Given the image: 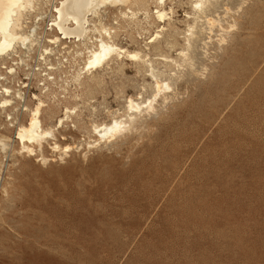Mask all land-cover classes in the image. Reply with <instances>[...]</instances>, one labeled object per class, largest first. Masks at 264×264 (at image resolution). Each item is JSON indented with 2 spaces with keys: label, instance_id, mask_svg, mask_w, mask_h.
<instances>
[{
  "label": "rangeland",
  "instance_id": "rangeland-1",
  "mask_svg": "<svg viewBox=\"0 0 264 264\" xmlns=\"http://www.w3.org/2000/svg\"><path fill=\"white\" fill-rule=\"evenodd\" d=\"M59 1L37 0L23 19V33L33 40L11 52L31 47L35 62L48 60V84L36 74L28 91L21 84L26 72L9 75V58H0V82L21 90L8 111L0 108L6 143L0 146V264H264V0H219L210 16L222 20L210 32L199 19L190 49L191 0L167 1L166 9H174L165 24L155 17L153 0L130 5L153 10L149 22L143 13L131 21L122 17L126 6L108 5L90 18L86 39L58 44L49 40L58 35L52 18ZM161 24L165 30L149 44ZM102 26L115 30L117 44L144 50L167 71L163 78L173 86L167 102L146 113L152 81L137 61L114 59L92 74L82 71ZM34 95L44 101L46 128L64 118L56 142L70 145L66 154L51 149V138L34 154L16 139L9 114L27 123ZM131 96L144 112L136 113L135 127L100 140L95 125L130 120Z\"/></svg>",
  "mask_w": 264,
  "mask_h": 264
},
{
  "label": "bare ground",
  "instance_id": "bare-ground-1",
  "mask_svg": "<svg viewBox=\"0 0 264 264\" xmlns=\"http://www.w3.org/2000/svg\"><path fill=\"white\" fill-rule=\"evenodd\" d=\"M133 1L135 3V1H137V0H133ZM153 1H155L156 10H154V11L151 10V9L150 10L153 11V13L155 14V17L157 18V20L160 23H164L165 24L166 20L171 18V17H169V15H170V13H173V9L174 8L170 7L169 11L166 9L165 5H166L167 1H169V0H153ZM36 2H37V0H0V58H2L3 56H7L9 58L12 55V53H11L12 51H18L17 48L19 47L20 43H22V45H26L28 42L30 43L31 40H33L34 37L30 39V37L27 34L23 33V28H24L23 27V25H24L23 19H24V16L30 10L36 9ZM170 2H173V0H170ZM190 2H192V5H193L192 8H193L194 12L192 11L193 15H191V16L188 15V17L190 19L191 18L193 19V17H194L195 20L193 19L194 20V24L187 23L188 26H186V27H188L187 36L185 37V39L187 38L186 40L188 42L186 48L191 46V44H192L191 40L192 39H195V38L198 37L197 34H199V31L196 30V28L198 26L195 27L196 26L195 23H197V21L199 19L200 20H201V18H205L206 19L205 21H207V24H208L207 26L209 27L210 32H211L214 29V26L218 23L217 20H220L218 18H221V17H218L217 19H214L213 17H215V16H213V17L210 16V14H212V13H210V11L215 12V9H217L216 7L218 6L219 0H194V1L191 0ZM148 3H150V2H148ZM39 4H41V3H39ZM141 4L139 3V5H141ZM146 4H147V2H146ZM108 5L109 6H120V5L121 6H126L127 9H128V12L124 11L123 15L122 14L121 15H122V17L124 16V17H127V18L131 19V21L133 19H137L139 14L143 13L144 14V19H146V20L152 14V13L150 14V10L147 7L143 8L144 10H141V11L132 10L131 6L134 5L132 3V0H60L59 1V5H57V7L55 8L56 15H55V21H54V24H55V26L57 28L58 35H56L57 33L54 34L56 36L53 38V40H49V41H53L54 43H58L59 44V42H61L62 40H72V39H74L75 41H80L82 39H86L85 37H86L87 33L90 31V29H89L90 28L89 27L90 18L93 17V16L99 15L100 10L102 8L108 6ZM229 9L231 10V8H229ZM151 17H152V15H151ZM52 19L54 20V18H52ZM137 20H139V19H137ZM133 21H136V20H133ZM138 22H136V23H138ZM147 22H149V21L147 20ZM198 23H200V22H198ZM164 24H161V25L158 26L157 33L155 34L154 38L151 39L148 42L149 44L150 43H154L158 38H160V36H161L160 32L164 31L165 28H166ZM94 25L96 26L95 23H94ZM94 25H93V27H94ZM166 26H168V25H166ZM217 26H218V24H217ZM219 26H220V24H219ZM232 26L230 25V28L231 27L234 28L233 24H232ZM51 27L52 26L50 24V28ZM221 27H223V26H221ZM228 27H229V25H228ZM96 28L97 27H95L93 29H96ZM142 28H144V27H142ZM234 29H236V28H234ZM97 30H98V28H97ZM97 30H96V32L99 31L100 33L99 32L98 33H99V35L101 37L98 38L99 40L97 39L98 43L96 44V46H93L92 49H89L88 48L89 46L87 45V48H88L87 50H89V51H88V55L84 59V64L82 66V71L85 72V73L92 74L94 71H97L100 68H103V67H106V66L110 65L109 63L111 61H113L114 59H121L122 60L123 58H127L128 60L137 61L138 63H142L143 66L145 65L146 74L151 78V81H152L150 83V87L152 89L151 97H149V99H148V104L146 106H144L146 108V109L144 108V110H146V113L149 114L150 111L156 110L155 109L156 107H155L154 103H156V102L158 103L160 101L162 103L163 102L164 103L167 102L168 99L170 98L168 92H170L171 88L173 87V86L170 85V83L167 81L166 78L165 79L163 78L164 75L166 76V74H167L166 72L167 71L166 70H161L160 68L155 67L153 61H151L152 59L150 60V58L148 56V53H143L144 50L143 51H136V50L132 51V50H128L127 48L122 47L119 44H117L114 41V39H113L112 32L115 33V30H113L112 28L102 26L101 29H99L98 31ZM223 31L226 33V30H222V35L225 34V33H223ZM229 32H230V30H229ZM172 33H170V35ZM176 33H177V30H176ZM184 33H185V30H184ZM226 34H225V36H226ZM32 36H33V34H32ZM174 37H175V35H174ZM88 38L89 37H87V39ZM220 39H221L220 41L222 42V40L224 38L220 37ZM166 40H165V43L167 42ZM173 40H175V39H173ZM169 42L171 43V45H173L172 41H170V39H169ZM76 43H78V42H76ZM170 43H168V44L170 45ZM33 44H34V42H33ZM166 44H164V45H166ZM174 44H176V43H174ZM188 44L190 46H188ZM155 45L158 46L157 44H155ZM75 46H77V44ZM159 46H162L161 43H160ZM173 46H175V45H173ZM23 47H25V46H23ZM172 47H170V49ZM28 48H31V47H28ZM70 49L72 50V47ZM183 49H185V47ZM188 49H190V48H188ZM51 50H52V48H51ZM79 52H81V50ZM188 53H185L184 51H182L181 52V55H183L182 59H186L184 56H186ZM188 56H186V57L189 58ZM70 58H72V56ZM180 59H181V57H180ZM172 61H174V60H172ZM182 61L179 60V62H182ZM176 62H177V60H176ZM176 62H174V63H176ZM185 62H187V61H185ZM171 64H172V62H171ZM179 64L180 63H178L177 65H179ZM167 65H165V68H166ZM182 65H183V62H182ZM112 70H115V69L112 68ZM81 73L82 72H79L77 74V80L80 79ZM171 75H175V74H172V72H171ZM99 76H97V77L100 79ZM166 77L168 78V76H166ZM96 81H98V80H96ZM96 81H94V82H96ZM96 84H98V83L96 82ZM144 88H146V87L144 86ZM0 91L3 94V95H1L2 97H0V108H2L4 111L8 109L7 107L13 106V104L15 103L14 98H18V97L21 96V93H20L19 89L14 91V89L12 87L4 86L1 82H0ZM13 92H14V95H13ZM142 95H143V93L140 94V96H142ZM34 97L38 100V102H37V104H35V106L33 108H31V109L29 108V114L27 113L28 114L27 123L21 124V125L18 124L16 126L15 137L22 144L21 148L23 149V151H25V152H27L29 154H34L37 149L39 151L40 150L42 151L43 143L46 142L47 139L51 138V139L55 140L54 143L52 144V148L51 149H53L54 151L65 152L64 154H66V152L69 151V149L71 148L70 145L61 146L58 142H56L57 141V139H56V130L59 128V126H61V124L64 121V118H60L55 126L46 128L44 126V123H43V120H42V117H41L42 116V112H43L42 111L43 107L45 106L44 101L42 100V98H38L35 95H34ZM127 103H128L127 106H128L129 112L128 111L126 112V110H125V112L128 113V114L131 112V114L129 116H127L128 114H126L127 118L129 117L128 119H130V120H125L126 117H125V119H122L123 117L122 118L114 117L111 123H104L102 125H95L94 124L95 127L92 126V128L94 127L93 131H95L100 136V138H101V139L99 138L100 140H102V139H103V141L104 140H112L115 137L120 136V134H122L123 132L127 131L128 129H130L131 125L134 123V121H136L135 119L138 118L136 116V113L137 112H143L142 111V108H143L142 104L138 102V99H137V102H136V100H134L133 97L131 96V97L128 98ZM143 105H144V103H143ZM163 107H164V105H163ZM158 108H160V106ZM14 109H16V108H14ZM26 109H27V107H26ZM70 111L71 110L67 108L66 109V114L68 112H70ZM12 113H13V111H12ZM158 114L159 113H157V115ZM9 116H10V118H12L11 113L9 114ZM150 116H148L147 118H150ZM66 117H68V116H66ZM133 127H135V126H133ZM140 127H141V125H140ZM133 130H135V129H133ZM0 146H3L4 148L6 147L5 138H3V137H0ZM42 154H44V153H42ZM42 159H44L46 161L47 158L45 159V157L42 155Z\"/></svg>",
  "mask_w": 264,
  "mask_h": 264
},
{
  "label": "built area",
  "instance_id": "built-area-1",
  "mask_svg": "<svg viewBox=\"0 0 264 264\" xmlns=\"http://www.w3.org/2000/svg\"><path fill=\"white\" fill-rule=\"evenodd\" d=\"M56 12V11H55ZM55 21V18H54ZM52 26H55L54 22L52 24ZM56 28V26H55ZM57 29V28H56ZM21 52L24 53V55H21ZM24 56L30 57V50L29 48H23V50L19 51V55H11L9 57L10 63H11V67L9 70V75H12L13 73H15L16 75L19 74L20 71L22 72H26V76H24L25 81H21L23 88L28 89V91H30L31 89V83L33 82V78L36 74H41L40 80H41V85L45 86L46 84H48L49 80H52V76L50 75V68L48 65H50V63H47L48 60H46L43 56L38 57L36 60L37 62H35L33 59V57L28 58V60H26L24 58ZM45 62V63H44ZM47 64L45 66H43L44 64ZM61 63H65V60L63 59V61ZM8 65V63H7ZM5 79V80H4ZM4 81H7L6 78H3ZM29 82V84H28ZM21 91V90H19ZM24 97H21V100H23ZM25 105V104H24ZM25 108V106L23 107ZM26 110V109H24ZM19 113H15V115L12 118H8L9 121H11L10 125L12 126H17L20 121H19Z\"/></svg>",
  "mask_w": 264,
  "mask_h": 264
}]
</instances>
